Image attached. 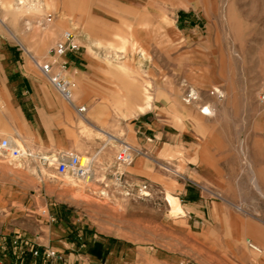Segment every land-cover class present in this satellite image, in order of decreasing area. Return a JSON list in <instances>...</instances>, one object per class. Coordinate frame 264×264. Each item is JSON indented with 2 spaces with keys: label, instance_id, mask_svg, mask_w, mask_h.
I'll return each instance as SVG.
<instances>
[{
  "label": "crops",
  "instance_id": "crops-1",
  "mask_svg": "<svg viewBox=\"0 0 264 264\" xmlns=\"http://www.w3.org/2000/svg\"><path fill=\"white\" fill-rule=\"evenodd\" d=\"M169 6L167 0H0V136L38 156L0 158V264H264V220L246 215L262 209L236 207L241 202L236 195L244 193L238 189L236 194L233 176L226 172L233 164V144H226L224 156L217 141L201 138L180 98L168 89ZM66 31L82 49L58 62L68 63L73 102L86 108L83 115L31 58L50 61L49 50ZM131 47L149 55L141 56V66L139 58L137 64L130 55L124 57ZM124 63L147 71L152 96L147 89L144 96L138 92L132 72L122 71ZM154 69L162 77L151 76ZM190 96L187 102L194 110L212 115V107L200 103L194 90ZM124 141L137 150L129 170L116 162ZM68 153L92 158L90 181L107 196L137 198L138 188L147 184L148 197L167 202L159 221L147 222L145 237L137 230L123 231L121 223L103 224L90 216L44 226L39 206L52 204L43 193L42 159ZM158 163L181 176L161 173ZM145 208L152 218L159 213ZM156 229L162 231L161 241ZM32 247L40 250L38 257ZM47 250L61 258H47Z\"/></svg>",
  "mask_w": 264,
  "mask_h": 264
},
{
  "label": "rangeland",
  "instance_id": "rangeland-1",
  "mask_svg": "<svg viewBox=\"0 0 264 264\" xmlns=\"http://www.w3.org/2000/svg\"><path fill=\"white\" fill-rule=\"evenodd\" d=\"M167 1L170 10L168 19L165 15V22L170 25L172 46L168 89L180 98L178 103L186 111L188 121L198 128L201 138L217 141L224 156L228 151L226 144H233L232 167L226 171L225 160L222 167L232 174L231 183L236 194L238 189L244 193L236 195V200L241 201L236 207H259L262 213L249 212L246 215L264 220V104L259 102L264 91V0ZM79 46L80 53L82 48ZM134 48H130L131 53H124V57L128 59L130 55L141 66V56L148 58L149 55L138 54ZM127 66L124 63L122 71L132 72L134 80L139 82L138 92L144 96L147 89L152 96L154 86L146 80L147 71ZM149 74L162 77L159 69L150 70ZM67 78L73 82L69 75ZM214 87L222 91V96L213 92ZM192 90L200 103L212 107L211 116L194 110L193 104L187 102ZM180 120L183 124L184 117L180 116ZM192 139L187 137V141ZM123 169L129 170V166ZM158 169L161 173L181 176L177 169L167 164L158 163ZM39 171L43 175L44 197L46 195L52 204L39 206L37 215L44 220V226L50 221L70 224L74 219L90 216L103 224L121 223L123 231L137 230L145 237L147 222H158L160 209L167 205L164 199L156 196L148 197L150 201H146L148 198L139 201L126 194L107 196L90 180L59 176L53 166L42 165ZM253 181L257 182L259 190ZM166 199L169 201V195ZM146 206L155 207L159 213L152 218L153 214L147 213ZM162 235V231L156 229V240L161 241Z\"/></svg>",
  "mask_w": 264,
  "mask_h": 264
},
{
  "label": "built area",
  "instance_id": "built-area-1",
  "mask_svg": "<svg viewBox=\"0 0 264 264\" xmlns=\"http://www.w3.org/2000/svg\"><path fill=\"white\" fill-rule=\"evenodd\" d=\"M80 51L76 36L66 31L62 34L61 39L49 50L50 61L39 62L31 57L36 67L41 74L48 80L51 86L58 92V94L69 104L73 105L76 111L83 115L86 111L84 106L76 107L73 102L74 97V83L67 78L68 63L66 61L58 62L60 58H64L67 54H77ZM54 67H57L55 70ZM192 97L189 95V99ZM193 99V98H192ZM259 102L264 104V91L259 96ZM137 152L135 148L125 142H121L119 151L116 155V162L118 166H129L132 164L134 155ZM37 155L29 150L19 146L10 139L0 136V158L10 161H15L21 158L37 159ZM44 165L55 166L56 173L59 176H73L79 180L89 181L92 174V158L86 156H79L77 154L68 153L62 157H55L52 159H42ZM119 174V173H118ZM121 175V174H120ZM149 189L147 184H142L138 188L137 199L141 200L149 196ZM29 246V243H24ZM247 245L254 251L259 252L257 246L250 241ZM31 253L34 257L40 255V250L34 247L31 248ZM47 258L59 260L61 257L53 250H47Z\"/></svg>",
  "mask_w": 264,
  "mask_h": 264
},
{
  "label": "bare ground",
  "instance_id": "bare-ground-1",
  "mask_svg": "<svg viewBox=\"0 0 264 264\" xmlns=\"http://www.w3.org/2000/svg\"><path fill=\"white\" fill-rule=\"evenodd\" d=\"M213 89H214V91H213V92H214L215 94H217V95H221V91H220V90H218V89H217V88H215V87H214ZM109 137L112 139V137H111V136H109ZM257 249H258V247H257Z\"/></svg>",
  "mask_w": 264,
  "mask_h": 264
}]
</instances>
